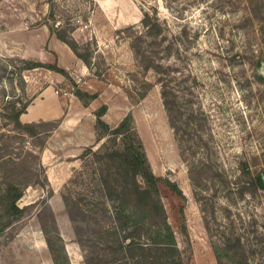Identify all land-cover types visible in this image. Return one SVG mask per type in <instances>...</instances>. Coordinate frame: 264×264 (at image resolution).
Listing matches in <instances>:
<instances>
[{
	"label": "rangeland",
	"instance_id": "374dc122",
	"mask_svg": "<svg viewBox=\"0 0 264 264\" xmlns=\"http://www.w3.org/2000/svg\"><path fill=\"white\" fill-rule=\"evenodd\" d=\"M145 11L162 22V48L172 53L166 61L180 55L183 85L193 86L194 129L204 124L194 156L176 139L157 74L145 75L134 54L126 28H141ZM58 26L81 47L90 46L95 64L88 66L57 37ZM36 60L59 65L69 76L41 65L28 68ZM145 76L154 84L141 98ZM79 87L99 92L93 104L78 99ZM13 99L28 105L23 122L46 120L39 130L50 131L35 146L20 139L38 151L41 165L36 159L39 175L18 201L23 218L0 231V264H86L66 197H77L94 181L95 164L84 152L107 139L98 140L96 127L103 104L111 126L133 115L153 171L182 191L160 183L192 264H218L211 241L234 228L245 234L249 264H264L262 244L251 248L255 236L264 240V190L244 188L248 176L242 172L245 163L264 169V0H0V131L16 133ZM193 161L199 171L205 168L199 183L190 177ZM88 193V201L97 199L95 187Z\"/></svg>",
	"mask_w": 264,
	"mask_h": 264
},
{
	"label": "trees",
	"instance_id": "16d2710c",
	"mask_svg": "<svg viewBox=\"0 0 264 264\" xmlns=\"http://www.w3.org/2000/svg\"><path fill=\"white\" fill-rule=\"evenodd\" d=\"M51 15L54 16L53 11ZM141 25L138 29L135 25L126 28L132 38L138 65L145 75L151 70L157 74L156 82L161 85L162 98L176 139L182 152L194 156V140L204 124L198 121L200 129H194L193 86L183 85L184 74L179 73L177 64L180 55L176 61H166L172 53L171 48H162L165 38L157 14L145 11ZM58 27L54 28L57 37L72 47L88 66L95 64L92 63L90 46L81 47L69 30ZM40 65L69 76L65 68L37 60L28 68ZM143 83L144 89L139 92L141 98L154 84L146 76ZM75 95L85 106H89L98 98L99 92L79 87ZM11 101L16 110L12 116L16 133L0 131V231L23 218L25 208L20 207L18 201L26 187L39 175L35 166L36 159H39L37 165H41L38 151L29 149L26 143L23 146L20 139L27 141L30 138L29 143L35 146L38 144L35 140L50 131L39 130L48 124L46 120L23 122L21 114L28 105L18 99ZM107 110L108 106L103 104L96 111V127L100 133L98 140L105 136L107 139L99 148L92 147L84 152V156L95 164L92 168L94 181L86 184L77 197H66L68 212L76 225L77 239L85 250L86 264H192V253L180 247L169 220L160 183L165 182L179 193L182 191L176 182L153 171L133 115L129 113L116 126H111L103 119ZM199 165L194 166L193 161L190 166V177L195 183L201 181L205 170L200 168L199 171ZM242 172L243 176H248L244 188L251 192L264 190V169L251 170L245 163ZM93 187L97 189V199L88 201V191L92 193ZM207 227L209 230L208 224ZM181 228L187 235L185 223ZM241 230L234 228L220 240L211 241L218 264H249L248 244ZM259 236H255L252 249L256 244L264 247V240ZM48 242L51 247L50 238Z\"/></svg>",
	"mask_w": 264,
	"mask_h": 264
},
{
	"label": "crops",
	"instance_id": "0c3cea01",
	"mask_svg": "<svg viewBox=\"0 0 264 264\" xmlns=\"http://www.w3.org/2000/svg\"><path fill=\"white\" fill-rule=\"evenodd\" d=\"M99 4H101V3H99ZM93 104V103H92ZM91 105V104H90Z\"/></svg>",
	"mask_w": 264,
	"mask_h": 264
}]
</instances>
